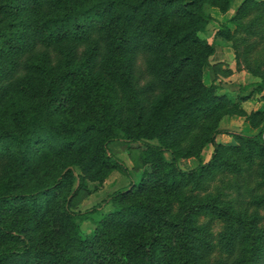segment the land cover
Masks as SVG:
<instances>
[{
  "label": "trees",
  "instance_id": "1",
  "mask_svg": "<svg viewBox=\"0 0 264 264\" xmlns=\"http://www.w3.org/2000/svg\"><path fill=\"white\" fill-rule=\"evenodd\" d=\"M231 3L0 0V264H264L263 135L217 142L243 98L203 82L205 7ZM263 17L264 0H243L228 23L254 35ZM216 36L232 37L225 24ZM113 142L141 148L145 169L106 199L111 211L75 212L91 183L132 176ZM186 158L197 165L182 169ZM218 174L243 180L235 201L206 193Z\"/></svg>",
  "mask_w": 264,
  "mask_h": 264
},
{
  "label": "rangeland",
  "instance_id": "2",
  "mask_svg": "<svg viewBox=\"0 0 264 264\" xmlns=\"http://www.w3.org/2000/svg\"><path fill=\"white\" fill-rule=\"evenodd\" d=\"M260 1V0H256ZM243 0H232L226 13H221L216 8L206 6L205 11L212 20L209 22L201 38L215 47V54L209 61V66L203 69V82L206 86H218L219 94H227L228 97L243 98L239 102L238 110L223 116L218 123L216 141L224 146L235 144L234 135L255 136L262 133L264 138V124L252 116L253 113L264 111V91L258 92L256 86L262 78L250 72L264 69V17L255 20L248 27L254 35L238 29L234 24L228 23ZM257 14H250L245 23L252 21ZM225 24L231 31V38L225 39L216 36L222 25ZM110 152L121 160L131 171L132 176L127 179L114 171L109 173L102 183H91L87 193H80L73 203L75 212H85L92 208L100 209L106 213L112 210L105 204L106 199L114 192L125 189L130 181L137 182L140 174L145 169L140 164L141 148L135 145L129 146L123 142H113L108 146ZM212 154L211 145L207 144L200 150L199 158L206 163ZM195 158L180 160L182 169H192L197 165ZM243 180L232 175L218 174L208 184L206 193L221 196L223 200H236V187H240ZM242 186V185H241ZM201 195H204L202 193ZM249 197L244 199L247 202ZM242 200V198H238ZM99 212V213H100ZM97 219V215L92 216ZM205 222L206 217L200 218ZM220 222L214 221L212 230L217 235L221 228ZM83 229L90 231L93 225L86 221Z\"/></svg>",
  "mask_w": 264,
  "mask_h": 264
}]
</instances>
